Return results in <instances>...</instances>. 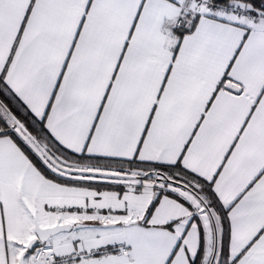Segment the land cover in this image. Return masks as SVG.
<instances>
[{"label":"snow or ice","instance_id":"obj_1","mask_svg":"<svg viewBox=\"0 0 264 264\" xmlns=\"http://www.w3.org/2000/svg\"><path fill=\"white\" fill-rule=\"evenodd\" d=\"M0 264H264V0H0Z\"/></svg>","mask_w":264,"mask_h":264}]
</instances>
